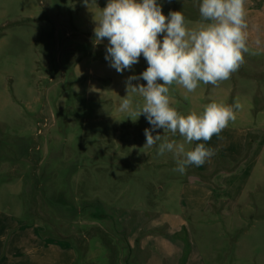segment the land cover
<instances>
[{"label":"rangeland","instance_id":"1","mask_svg":"<svg viewBox=\"0 0 264 264\" xmlns=\"http://www.w3.org/2000/svg\"><path fill=\"white\" fill-rule=\"evenodd\" d=\"M107 2L0 0V212L74 247L76 264H264V55L250 50L257 54L246 53L229 80L201 83L187 99L170 86L183 115L213 101H239L242 118L252 108L245 122L228 125L249 129L242 161L224 166L212 137L206 147L215 150V172L192 165L181 175L172 153L144 147L146 117L133 121L117 110L128 77L148 65L141 56L118 73L105 59L108 41L96 42L92 27ZM200 2L158 0L166 16L182 11L189 27L201 20ZM189 181L204 183L216 205L187 212ZM97 203L102 220L93 218ZM174 217L186 221L178 231Z\"/></svg>","mask_w":264,"mask_h":264},{"label":"clouds","instance_id":"2","mask_svg":"<svg viewBox=\"0 0 264 264\" xmlns=\"http://www.w3.org/2000/svg\"><path fill=\"white\" fill-rule=\"evenodd\" d=\"M199 14L201 20L189 27L191 21L182 11H170L166 16L158 0H108L94 17L95 40L107 39L105 59L118 73L130 70L141 56L146 60V70L128 77L127 95L117 110L133 121L146 117L151 128L144 130V147L155 146L157 155L172 153L177 164L173 170L181 175L189 166H202L216 154L206 143L191 149L186 144L218 136L235 122L243 105L213 101L200 113L183 115L172 106L170 86L185 89L187 99V93L195 92L201 83L219 86L229 80L245 62L246 53L257 54L248 46L245 0H201ZM255 44H261L259 38ZM140 79L146 85L132 84ZM157 129H163L164 135H153ZM167 133L179 134L183 142L169 140Z\"/></svg>","mask_w":264,"mask_h":264},{"label":"crops","instance_id":"3","mask_svg":"<svg viewBox=\"0 0 264 264\" xmlns=\"http://www.w3.org/2000/svg\"><path fill=\"white\" fill-rule=\"evenodd\" d=\"M176 1L181 2V0ZM247 1L250 2L248 4L245 2L247 11L246 20L249 26L247 29L248 46L250 50H256L264 55V7L254 6L250 0ZM182 3L185 2L182 1ZM92 28L94 29V26ZM257 38L261 41L259 46L255 44ZM248 109L251 110L252 108H247L243 118L237 111L235 122L237 120L245 122ZM249 134V129L227 126L218 136H213L217 137L218 141L222 144L223 153L221 158L225 161L226 165L224 166L227 167V164L239 163L244 159L248 151ZM207 142L200 141V143L206 144ZM216 161L217 156L215 154L204 165L197 167L196 172L203 175L213 174L215 172ZM182 190L186 202H184L183 207L191 215L204 213L209 211L210 206L216 205L212 198V191L207 189L204 183L189 181L184 185ZM167 215L168 219H173V216ZM174 221V224L170 225L172 231H178L181 226L186 224L185 219L182 217ZM160 225L163 224L160 223ZM159 236L158 240L162 243L165 242V239L161 235ZM148 239L150 238L146 240ZM76 261L77 254L74 247L67 245L65 242L62 243L57 239L46 237L44 233L38 231L36 226H23L17 218L0 212V264H76Z\"/></svg>","mask_w":264,"mask_h":264},{"label":"trees","instance_id":"4","mask_svg":"<svg viewBox=\"0 0 264 264\" xmlns=\"http://www.w3.org/2000/svg\"><path fill=\"white\" fill-rule=\"evenodd\" d=\"M94 205L93 218L94 220H102V215L106 212L102 203H97Z\"/></svg>","mask_w":264,"mask_h":264}]
</instances>
